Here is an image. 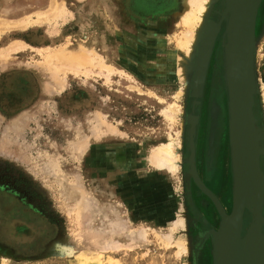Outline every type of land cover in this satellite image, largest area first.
Segmentation results:
<instances>
[{"label":"rangeland","instance_id":"rangeland-1","mask_svg":"<svg viewBox=\"0 0 264 264\" xmlns=\"http://www.w3.org/2000/svg\"><path fill=\"white\" fill-rule=\"evenodd\" d=\"M50 2L0 0V264H214L213 233L222 217L191 174L193 99L186 79L176 76L182 53L170 40L181 0ZM222 8L223 0H215L209 18L215 21ZM222 32L195 107L194 164L230 216L237 166ZM255 39L253 110L264 134V0ZM81 46L120 73L108 80L105 72L86 74L53 57ZM130 85L180 106L175 175L148 162L151 150L168 141L162 104ZM261 164L264 171V154ZM179 214L184 228L173 239L184 241V253L153 233L147 243L136 239L150 226L169 227ZM253 218L246 210L243 236Z\"/></svg>","mask_w":264,"mask_h":264},{"label":"water","instance_id":"water-1","mask_svg":"<svg viewBox=\"0 0 264 264\" xmlns=\"http://www.w3.org/2000/svg\"><path fill=\"white\" fill-rule=\"evenodd\" d=\"M262 0H223V8L212 20L216 32L211 44L202 47L198 55L197 72L193 77L190 96L193 115L190 117L191 174L198 187L217 206L222 217L221 230L213 233L214 264H264V180L259 164L264 154V134L253 114L256 94L255 28ZM222 32L224 80L228 94L229 127L232 150L237 166L234 208L228 216L218 198L201 181L195 169L196 105L202 97L206 73L218 35ZM236 142V145H235ZM246 142L252 147L256 170L260 173V190L254 201L249 198L251 178L244 177L238 145ZM235 145V147H234ZM240 161V162H239ZM247 181V182H246ZM253 201V202H252ZM254 218L243 236L244 213Z\"/></svg>","mask_w":264,"mask_h":264},{"label":"bare ground","instance_id":"bare-ground-1","mask_svg":"<svg viewBox=\"0 0 264 264\" xmlns=\"http://www.w3.org/2000/svg\"><path fill=\"white\" fill-rule=\"evenodd\" d=\"M38 2L41 3L43 2V0H35V3H38ZM51 3L52 2H50L49 0V5ZM181 3H182V10L176 14L175 21H174V26L176 29H178V32H175L173 35H171L170 40L171 42L175 44L176 48L180 51V53H182V56H178V59L175 63L176 76L178 78L186 79L187 86H189L188 92H187L188 94L190 93V90H191V85H192L191 83H192L193 77L198 71L197 64H198L199 52L200 50H202V47L205 46L206 41H207V45L211 44L214 38V34L216 32L215 30L216 25H212V20L209 18L211 10L214 7L215 0H181ZM52 4L51 6H54ZM5 27L6 25L4 26V28ZM255 42H256V39H255ZM3 51L5 52V50ZM57 56L58 57L62 56L65 59L67 58L68 63H70V66L79 65V67L84 68V73L86 74L97 72V74L99 75V73L101 74L102 72H105L107 73L106 78L108 80H109L110 74L116 71L120 73V71L117 68H115L114 66L110 64H107L106 63L107 61L105 62L104 59L98 56V54L94 53L93 51H88L83 46L79 47L76 50L75 49L71 50L70 47H64L62 52H60L59 54L55 53V55H53L54 58ZM254 59H255V53H254ZM127 77L130 80H133L130 74L127 75ZM129 89L135 92L137 91L138 94L142 96L143 98H146L148 100H151V99L157 100L160 102V104H162V114L164 117L162 129H163V132L167 134L168 141L165 143L163 142V143L158 144L151 150V152L149 151L150 154H149L148 162L150 165H153L154 167L167 171L171 175H175L178 172V155H177L176 150H178L179 144H178V139L175 138V133L178 132L176 129V123H177L178 112L180 108L179 104H177L175 101L174 102L167 101L165 96H162L161 94L154 92L152 89L145 90V89H140L136 86H131V85L129 86ZM182 92H183L182 89L179 88L177 92L175 93V99H179L182 95ZM228 113H229V109H228ZM253 114H254V110H253ZM257 126H260L259 122ZM97 133H99V130L97 131ZM232 140L230 136L231 145H232ZM179 143L181 144V142ZM235 145H236V142H235ZM85 146H86V142L85 141L81 142L77 146L78 153H81V151L85 148ZM238 148H239V151L242 150L241 161L243 162L241 163L239 161L240 162L239 167L243 170L244 177L252 179L251 180L252 182H250V184L252 185L251 186L252 190L250 191L249 198L254 201L256 194L260 190V187H261L260 185L261 181L259 178L260 173H258L256 170L252 147L249 146L246 142H243L238 145ZM259 168H260V171L262 172L261 177L264 180V171L261 167V161L259 164ZM183 226H184V217L183 215L179 214L178 218L174 220L169 227L162 228L158 225L155 227L147 226L148 228L145 230L144 229L140 230L139 234L137 232L136 239L137 237H139L140 239L144 240L145 243H147L149 239L148 235L150 233L151 234L153 233L154 234L153 237H155L157 241L163 244H170V243L174 244L177 246L179 253H184L185 251H187L184 241L182 239H179V240L173 239L175 237L174 234L178 230L181 231L182 228H184ZM110 250L111 248H107L106 246L105 247L100 246V248L97 249V251L99 252H106Z\"/></svg>","mask_w":264,"mask_h":264},{"label":"flooded vegetation","instance_id":"flooded-vegetation-1","mask_svg":"<svg viewBox=\"0 0 264 264\" xmlns=\"http://www.w3.org/2000/svg\"><path fill=\"white\" fill-rule=\"evenodd\" d=\"M195 144V143H194ZM260 161H261V158H260ZM261 167H262V164H261ZM262 169H263V167H262Z\"/></svg>","mask_w":264,"mask_h":264}]
</instances>
